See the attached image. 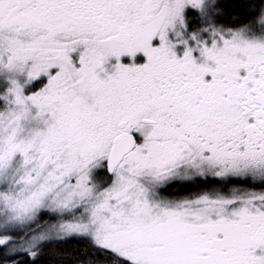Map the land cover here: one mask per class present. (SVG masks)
Listing matches in <instances>:
<instances>
[{
	"label": "snow or ice",
	"instance_id": "snow-or-ice-1",
	"mask_svg": "<svg viewBox=\"0 0 264 264\" xmlns=\"http://www.w3.org/2000/svg\"><path fill=\"white\" fill-rule=\"evenodd\" d=\"M0 264H264V0H0Z\"/></svg>",
	"mask_w": 264,
	"mask_h": 264
},
{
	"label": "trees",
	"instance_id": "trees-1",
	"mask_svg": "<svg viewBox=\"0 0 264 264\" xmlns=\"http://www.w3.org/2000/svg\"><path fill=\"white\" fill-rule=\"evenodd\" d=\"M64 247H65V249L70 250V249L73 247V245L69 244V245L64 246ZM58 250H62V249H57V248L53 247V252H54V253H55L56 251H58Z\"/></svg>",
	"mask_w": 264,
	"mask_h": 264
}]
</instances>
